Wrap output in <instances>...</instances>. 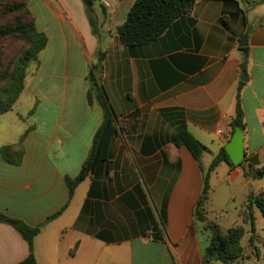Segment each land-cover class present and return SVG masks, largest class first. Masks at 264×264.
Here are the masks:
<instances>
[{
	"label": "crops",
	"instance_id": "0c3cea01",
	"mask_svg": "<svg viewBox=\"0 0 264 264\" xmlns=\"http://www.w3.org/2000/svg\"><path fill=\"white\" fill-rule=\"evenodd\" d=\"M34 2L49 42L13 110L0 116V148L13 147L0 155V212L31 227L46 223L34 241L38 264H206L209 233L195 217L203 174L173 138L187 128L202 142L207 170L230 141L245 72L246 158L264 165V0H197L190 16L134 48L118 28L136 0H100L98 35L81 0H27L30 10ZM91 75L106 88L118 135L47 223L67 204V181L80 175L104 121L89 98ZM220 172L214 188L236 180L264 193V180L245 178L241 167L222 163L211 181ZM28 256L27 241L0 222V264Z\"/></svg>",
	"mask_w": 264,
	"mask_h": 264
},
{
	"label": "trees",
	"instance_id": "16d2710c",
	"mask_svg": "<svg viewBox=\"0 0 264 264\" xmlns=\"http://www.w3.org/2000/svg\"><path fill=\"white\" fill-rule=\"evenodd\" d=\"M94 35L99 34V22L95 7L100 0H81ZM197 0H136L129 11L127 20L118 28L120 41L128 47L143 46L159 39L176 21L190 16ZM0 20L8 23L0 24V116L13 110L25 89V80L29 68L39 61L40 53L46 48L49 37L41 32L35 18L29 10L27 0H0ZM8 39L21 40L26 45L22 53L11 58L7 63L2 51L3 43ZM246 50V49H245ZM104 57V55L102 56ZM96 68V67H95ZM245 70V64L242 65ZM91 90L89 98L95 96L103 111L104 121L97 132L89 158L75 179H68L69 200L67 204L48 221L60 216L69 205L76 188L93 172L99 163L107 160L111 144L118 135L117 114L110 104L105 86L95 75L90 76ZM244 82L240 81L236 94V113L230 123L231 140L237 128L245 129V112L242 105L241 91ZM176 147H185L200 164L203 174V189L195 208V217L209 233V245L204 263L212 264L219 261L223 264H241L247 247L242 245L246 235L244 224L237 225L226 231L207 216V203L211 191L212 173L222 164L227 163L233 168L230 157L223 148L213 159L209 168L204 170L201 158L207 147L200 142L187 128L180 129L173 138ZM22 143L19 145L21 146ZM12 146L0 148V155L7 158ZM21 158V157H20ZM20 161V160H19ZM244 176L252 180H264V165L259 166L256 159H246L240 166ZM258 209L264 217V193L250 192L247 210L242 212L244 223H251L254 228V210ZM0 222L12 225L29 245V256L19 264H38L35 256L34 241L45 224L31 227L22 221L13 219L0 212Z\"/></svg>",
	"mask_w": 264,
	"mask_h": 264
},
{
	"label": "rangeland",
	"instance_id": "374dc122",
	"mask_svg": "<svg viewBox=\"0 0 264 264\" xmlns=\"http://www.w3.org/2000/svg\"><path fill=\"white\" fill-rule=\"evenodd\" d=\"M31 13L36 14L39 28L42 27L44 22L43 7L34 2L31 5ZM34 11V12H33ZM33 15V14H32ZM8 23L6 20H0V24ZM26 45L21 40L8 39L3 43V53L6 63L11 58L18 57ZM218 139H216L217 141ZM203 164L207 166L210 161L208 154H205ZM224 176L223 172L216 177L213 176L210 181L211 191L209 194L207 212L210 218L217 222L221 228L226 231L232 227L243 223L241 213L247 210L248 199L250 194L249 189H244L239 181L233 180L230 183H223L222 185L214 188L217 182ZM254 228L251 223H245L246 235L242 241V245L247 247V254L251 255L249 260L244 261L242 264H264V217L258 209L254 210ZM246 256V254H245Z\"/></svg>",
	"mask_w": 264,
	"mask_h": 264
},
{
	"label": "water",
	"instance_id": "95a60500",
	"mask_svg": "<svg viewBox=\"0 0 264 264\" xmlns=\"http://www.w3.org/2000/svg\"><path fill=\"white\" fill-rule=\"evenodd\" d=\"M246 45H247V41L241 43L240 46L244 47ZM245 76L246 73L244 72L241 77L242 82H247V78ZM225 149L233 165L240 166L242 163L246 161L247 158H246V149H245V132L243 129L240 128L236 129L231 140L225 146Z\"/></svg>",
	"mask_w": 264,
	"mask_h": 264
},
{
	"label": "built area",
	"instance_id": "2783aa9c",
	"mask_svg": "<svg viewBox=\"0 0 264 264\" xmlns=\"http://www.w3.org/2000/svg\"><path fill=\"white\" fill-rule=\"evenodd\" d=\"M219 134H220V135H223V134H224V131H223V130H220V131H219Z\"/></svg>",
	"mask_w": 264,
	"mask_h": 264
}]
</instances>
